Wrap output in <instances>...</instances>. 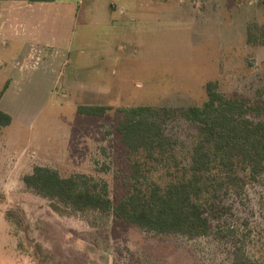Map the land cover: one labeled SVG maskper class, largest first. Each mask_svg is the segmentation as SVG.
<instances>
[{"label":"rangeland","instance_id":"374dc122","mask_svg":"<svg viewBox=\"0 0 264 264\" xmlns=\"http://www.w3.org/2000/svg\"><path fill=\"white\" fill-rule=\"evenodd\" d=\"M40 1L29 8L35 28L10 17L20 2L0 1L7 8L0 18V109L13 118L0 129V264H230L245 249L264 264V174L224 192L208 212L214 233L194 240L109 213L66 211L24 183L35 166H45L63 177L86 175L114 200L123 198L133 157L113 132L119 110L202 105L211 81L227 96L256 99L264 88V5L131 0L137 6L126 9L124 0ZM34 47L40 52L31 56ZM80 106L111 109L91 116ZM167 132L180 143V165L188 163L196 125L179 117ZM167 173L161 167L149 176L166 181Z\"/></svg>","mask_w":264,"mask_h":264},{"label":"trees","instance_id":"16d2710c","mask_svg":"<svg viewBox=\"0 0 264 264\" xmlns=\"http://www.w3.org/2000/svg\"><path fill=\"white\" fill-rule=\"evenodd\" d=\"M207 97L202 105L186 109L142 105L119 110L122 118L113 132L133 157L130 186L121 199L114 200L107 186L86 175L63 177L45 166H35L24 176V183L66 211L109 213L127 225L191 240L208 237L214 233L208 212L223 193L264 174V88L256 99L227 96L218 90V82L211 81ZM109 109L80 106L78 112L104 116ZM179 117L197 128L184 165L178 159L179 141L167 132L168 123ZM12 121L0 109V129ZM170 162H175V170ZM161 167L171 179L149 176L151 170ZM229 263L260 261L245 249L236 251Z\"/></svg>","mask_w":264,"mask_h":264},{"label":"crops","instance_id":"0c3cea01","mask_svg":"<svg viewBox=\"0 0 264 264\" xmlns=\"http://www.w3.org/2000/svg\"><path fill=\"white\" fill-rule=\"evenodd\" d=\"M2 1V0H0ZM10 1H18L20 2L22 5L20 6H11L10 7V17H13L14 20H19V19H23L25 18L26 22H30L31 24V28H35L34 24L31 22L33 19V15L31 13H33L32 10H30L29 8H33V6L31 5L33 1L35 0H10ZM54 0H41L40 2L43 4H52ZM103 1V0H102ZM223 3H219V0H192V4L193 6H243V0H222ZM221 1V2H222ZM256 1H260L262 5H264V2L262 0H256ZM255 1V2H256ZM78 2L80 3L81 6H99L100 0H78ZM124 6H127L126 9H129L128 6H137V2L135 1H131V0H124ZM106 6V5H105ZM111 6H113V8H115L116 5L112 4ZM45 6H43L44 8ZM48 7V6H47ZM28 9L30 12L28 11H24L23 9ZM2 10H7L6 6H0V18L2 17ZM46 13L50 12L52 15L55 13V9H49V8H45ZM85 11H87L85 9ZM20 13V14H19ZM61 18V14L59 15V20ZM11 19V18H10ZM9 21V20H7ZM7 21L4 23V26H7ZM56 22H58L55 19ZM33 33V32H32ZM35 34V33H33ZM38 35V36H37ZM34 37L36 36V39H40L39 34H35L33 35Z\"/></svg>","mask_w":264,"mask_h":264},{"label":"built area","instance_id":"2783aa9c","mask_svg":"<svg viewBox=\"0 0 264 264\" xmlns=\"http://www.w3.org/2000/svg\"><path fill=\"white\" fill-rule=\"evenodd\" d=\"M262 1L264 2V0H262ZM37 52H40V51L37 50L36 47H34V48L32 49V54H31V56H32V55H35V53H37Z\"/></svg>","mask_w":264,"mask_h":264}]
</instances>
